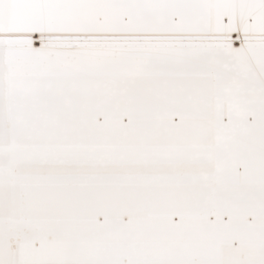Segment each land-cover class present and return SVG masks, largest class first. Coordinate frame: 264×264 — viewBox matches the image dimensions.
I'll return each mask as SVG.
<instances>
[{"label": "snow or ice", "instance_id": "obj_1", "mask_svg": "<svg viewBox=\"0 0 264 264\" xmlns=\"http://www.w3.org/2000/svg\"><path fill=\"white\" fill-rule=\"evenodd\" d=\"M0 264H264V0H0Z\"/></svg>", "mask_w": 264, "mask_h": 264}]
</instances>
